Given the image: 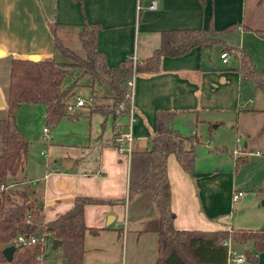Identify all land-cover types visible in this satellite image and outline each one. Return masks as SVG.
<instances>
[{"label": "crops", "instance_id": "0c3cea01", "mask_svg": "<svg viewBox=\"0 0 264 264\" xmlns=\"http://www.w3.org/2000/svg\"><path fill=\"white\" fill-rule=\"evenodd\" d=\"M140 1L142 8L137 10L138 0H0V117L7 114L12 58H29L32 54H37L39 59L62 58L54 49L51 24L63 43L78 54L84 48L79 36L82 24H100L98 46L107 62L117 65L128 58L143 62L159 46L163 29L209 26L221 29L236 23L233 30L216 34L223 39L217 42L222 44L220 60L212 55L215 43L211 47H193L179 56H161L156 71L136 73L131 146L132 150L150 147L160 110L179 111L172 125H195L188 134H194L197 139L198 125L213 133L212 129L231 123L233 118L235 123L231 125L238 132L243 114L248 112L262 115L261 125L250 131H256L257 135L263 133L264 107H247L246 113L240 116L243 107L240 93L247 84L240 80L236 56L227 53L228 60L223 62L220 53L225 45L243 48L254 68L264 70V38L242 27L244 24L264 29V0H154V8L148 7L150 0ZM254 9L262 13L248 14ZM87 87L88 100L79 94L74 99V102L79 98L84 100L74 111L77 116H63L56 126H49L47 135L43 131L46 106L22 104L17 120L19 117L18 124L32 145L29 144L19 177L35 183L43 194L44 222L70 210L78 196L105 201L84 206V220L89 229L85 233L82 264H121L122 261L126 264L123 251L131 232L149 242L152 248L150 256L141 264H153L158 210L149 190L128 198L131 157L118 148L117 138L128 131L130 113L128 109L121 114L93 109V102L103 97L93 99L91 88ZM102 102L110 101L102 99ZM226 110L233 113L228 121L222 115ZM25 111L37 114L41 131L36 134L29 131L25 122L22 127ZM242 147L236 156L246 154L248 158L250 153L254 158L264 157V150L245 149L246 140ZM258 162L260 165L248 186V181L237 182L236 173L228 168H197L187 172L175 155L169 154L166 169L174 228L210 231L261 227L264 193H257L256 189L264 181V159ZM236 191L242 194L232 200V193ZM93 227L98 232L91 231ZM237 244L254 251L250 240ZM246 250L239 253L245 254ZM240 264H264V251L258 252L254 260Z\"/></svg>", "mask_w": 264, "mask_h": 264}, {"label": "trees", "instance_id": "16d2710c", "mask_svg": "<svg viewBox=\"0 0 264 264\" xmlns=\"http://www.w3.org/2000/svg\"><path fill=\"white\" fill-rule=\"evenodd\" d=\"M235 27L236 23L221 29L212 26L163 29L159 46L143 62L138 61L135 70L156 71L161 56H179L193 47H211L223 41L216 34L231 31ZM242 27L264 38V29L244 24ZM51 28L55 34L54 49L62 58L11 59L7 114L0 117V264H51V261L61 262L63 258L68 259L67 264H82L85 233L89 229L84 220V206L87 203L105 202L89 196H78L70 210L55 220L43 221V194L38 191L35 183L19 177L30 144L18 124L19 108L24 103L45 105L46 125L48 128L54 127L65 115L77 116L68 107L76 104L74 99L78 95L75 88L81 84L83 77L88 76L90 81L85 85L90 86L92 98L100 97L102 91L101 97L110 100L109 103L94 101L92 108L115 114L118 104L127 98L125 80L134 71L131 58L117 65L107 62L104 51L98 46L100 24L85 22L81 26L79 36L86 51L85 56L65 45L56 34L53 24ZM221 52L236 56L242 83L264 92V70L254 68L250 56L243 48L225 45ZM69 76L74 77L70 82L67 81ZM178 114L179 111H158L150 147L133 149L130 158L128 198L149 190L158 210L153 264H225L227 240L236 243L250 240L254 251L246 250L244 255L245 260H254L258 252L264 251V224L257 229L206 231L174 228L175 215L170 206L166 160L172 153L183 170L193 172L194 148L198 142L194 134H183L173 128V120ZM246 159L247 155L243 154L235 157V162H244ZM2 184L4 187H1ZM256 192L264 193V181ZM90 230L98 232L99 229L93 227ZM43 232L47 243L17 246L14 258L7 261L2 249L14 245L13 240L19 234ZM54 239H59L60 244L51 249Z\"/></svg>", "mask_w": 264, "mask_h": 264}, {"label": "rangeland", "instance_id": "374dc122", "mask_svg": "<svg viewBox=\"0 0 264 264\" xmlns=\"http://www.w3.org/2000/svg\"><path fill=\"white\" fill-rule=\"evenodd\" d=\"M255 9L251 11L248 14H253ZM262 13V12H260ZM259 11H255V14H260ZM222 48V44H215L212 47V55L217 57L219 59V50ZM210 51V49H208ZM84 48L81 49L82 55H85ZM61 55V54H60ZM62 57V55H61ZM220 60V59H219ZM252 61V60H251ZM253 65V64H252ZM77 71V70H75ZM74 77L69 76L67 78V81L70 82L73 80ZM90 81V77L85 76L81 79V84L75 88V91L77 94L83 96L86 100L89 99V89L85 85V83H88ZM4 82V81H2ZM102 91H100V95H102ZM102 99L109 100V98H98V101L102 102ZM110 101V100H109ZM240 103L243 104V107L240 109V116L244 112L247 107H256L261 108L264 107V92L260 89H256L254 92V95L251 97L250 100H243L242 95L240 93ZM22 114V127L24 125V122L29 125V131H34L35 134L38 131H41L42 129V123L38 120L37 114H34V112L25 111ZM249 114H243L242 117V127H240V130L238 132L235 131V129L232 127V125L235 123V118L232 120L231 123H224L222 126H220L218 129H212L213 133L207 132L205 128H201L200 125L197 126V137L198 142L195 145V169H210L213 167H216L220 170H225L228 168L231 172L236 173L237 182H243L248 181V186L251 185L252 180L255 177V171L258 168L259 160L264 159V157L261 158H254L248 154V158L244 162H238L236 163L234 161V154L231 151L232 148H235L236 142H239V145H243L244 140L248 142V147H244L245 149L249 150V148L254 149H260L264 150V128L263 133L260 135L256 134V131H250V128L257 126L258 124L261 125L262 123V115L261 114H254L255 112H248ZM222 115L225 116V120L232 119L233 113L226 110L222 113ZM19 120V117H18ZM239 118V123H240ZM20 121V120H19ZM195 125L191 123L182 124V125H173V128H178L179 131L183 134L191 133V130ZM23 129V128H22ZM242 129V130H241ZM24 130V129H23ZM25 132V131H24ZM29 137V135H27ZM239 138V141H236V138ZM252 143V145H251ZM32 144H30L31 146ZM243 150V149H242ZM264 177V175H263ZM261 178V176H260ZM260 184V183H259ZM258 184V185H259ZM257 185V186H258ZM243 190L251 189V187H239ZM156 240V237H154ZM232 242L233 248L239 253L243 252L246 249H249L248 246L237 244L236 242L230 240ZM152 248L149 242L145 240H141L137 237L135 233H130L128 238V243H125V248L123 251L126 264H141V262L150 256ZM55 256V255H54ZM2 264H8V262H4ZM51 264H63L62 262H57L56 260L51 261ZM149 264H152L150 262Z\"/></svg>", "mask_w": 264, "mask_h": 264}, {"label": "built area", "instance_id": "2783aa9c", "mask_svg": "<svg viewBox=\"0 0 264 264\" xmlns=\"http://www.w3.org/2000/svg\"><path fill=\"white\" fill-rule=\"evenodd\" d=\"M149 8H154L155 7V2L154 0H150L149 4H148ZM142 8V3L140 0H138L137 3V10H140ZM220 57L222 59L223 62H226L228 60V54L226 52H221L220 53ZM133 63H134V71L131 73L130 76H128L125 80V84L127 86V98H125L124 100H122L118 106L116 107L115 112L117 114H121L125 109H128L129 113H130V122L128 125V131L124 134H122V136L118 137L117 140L119 142L118 148L119 151L122 153H126L128 155V157H131V153H132V141H133V134H132V125L134 123V117H133V103H132V99H133V90H134V86H135V77H136V73L137 71L135 70L136 64H137V59L132 58ZM84 104V100L83 99H78L76 101L75 105H69L68 110L69 111H75L77 106H81ZM43 131L45 133V135L48 134L49 132V128L47 125H44L43 127ZM236 141H239V138H236ZM243 147L242 145H239V142H236V146L235 148H233L231 150V152L235 155L234 161H235V157H237L236 155L241 153ZM1 187H4V184L1 185ZM242 194V191H236L234 193H232V200H235L239 195ZM38 242H44L47 243L46 241V236L45 233H31V234H19L15 240H13V244L17 247V246H28V245H34ZM230 240H227V258H226V262L225 264H240L241 262L245 261V255L244 253H238L236 252L231 244H230ZM121 264H125L124 261H122Z\"/></svg>", "mask_w": 264, "mask_h": 264}, {"label": "water", "instance_id": "95a60500", "mask_svg": "<svg viewBox=\"0 0 264 264\" xmlns=\"http://www.w3.org/2000/svg\"><path fill=\"white\" fill-rule=\"evenodd\" d=\"M29 58L33 60H39V56L37 54H32L30 55ZM252 96H253V89L249 85L245 86L242 90V98L244 100H249ZM0 103H1V95H0ZM261 203L264 205V198L261 200ZM59 244H60V240L54 239L51 249H55L56 247H58ZM15 251H16L15 245H10L2 249V253L7 259V261H11L14 258ZM67 262L68 259L64 258L63 263H67Z\"/></svg>", "mask_w": 264, "mask_h": 264}]
</instances>
